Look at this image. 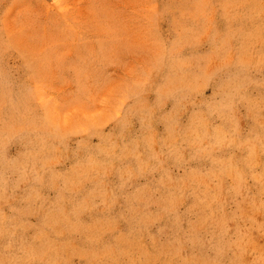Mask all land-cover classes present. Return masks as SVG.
<instances>
[{"label":"rangeland","instance_id":"rangeland-1","mask_svg":"<svg viewBox=\"0 0 264 264\" xmlns=\"http://www.w3.org/2000/svg\"><path fill=\"white\" fill-rule=\"evenodd\" d=\"M0 264H264V0H0Z\"/></svg>","mask_w":264,"mask_h":264}]
</instances>
